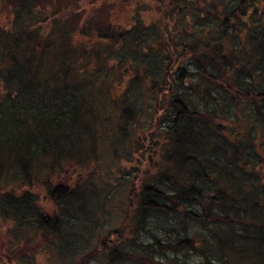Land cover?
<instances>
[{"label": "trees", "instance_id": "trees-1", "mask_svg": "<svg viewBox=\"0 0 264 264\" xmlns=\"http://www.w3.org/2000/svg\"><path fill=\"white\" fill-rule=\"evenodd\" d=\"M155 1L117 24L118 0H0V264H264V0ZM101 155L134 179L67 178Z\"/></svg>", "mask_w": 264, "mask_h": 264}, {"label": "rangeland", "instance_id": "rangeland-1", "mask_svg": "<svg viewBox=\"0 0 264 264\" xmlns=\"http://www.w3.org/2000/svg\"><path fill=\"white\" fill-rule=\"evenodd\" d=\"M46 1L47 0H44V1L40 0V2L42 3H45ZM146 1L147 0H118V2L115 4L117 8L116 9L111 8L112 10L115 11L117 24L132 23V18H134L136 15L138 16V18L146 21L147 23H150L154 20L161 18V14H163V8L161 7V5L155 0L154 2H151L152 1L151 0L150 3H147ZM67 2L68 0H61V4L63 6ZM2 18L4 22H7L8 15L4 14ZM74 40L76 42L79 41L78 43L89 41L87 39H84L80 34H77V35L75 34ZM100 146H102V144L99 143V148ZM133 159H134V156H133ZM136 163H138L137 159L134 162H130L124 159V157H121L119 159H114V158H110V155H107V157L101 155V157L98 159V162H92V164L88 165L86 169H82V168L77 169L75 166L70 168V170H68V173H67L68 174L67 178L73 179L74 182L80 181L81 183H83L85 181L86 182L89 181L90 183L101 184L103 180L102 178L110 182L117 183V180L122 179V177L126 176L127 178L125 179L123 183H126V182L130 183V181L134 179L137 173V171L134 169L136 167ZM37 189L40 190L39 188ZM127 194L128 192L125 190L124 194L119 195V193H117L115 196H118V195L119 196L118 198H115L110 193L109 194L110 198H108V200L110 199L109 203H111L110 205H114L116 207L111 208L109 206L108 207L106 206L105 208L106 211L98 212L100 217H95V215L97 214L95 213L92 221H94L95 223V218H96V220L99 223L100 228L103 227L105 229H109L106 227L107 224L111 226L110 230L120 228L123 225V220L125 218V206L123 205L122 202L126 201L125 196ZM43 195L44 194L42 191V196ZM45 199H46L45 197L43 198V200L40 199V204L43 205L44 204L43 202H46L45 210L52 212L54 210V206ZM108 200H107V203H108ZM126 205H127V201H126ZM92 214H93L92 211L89 209L80 210L75 213V217L81 221L82 220L88 221V219L92 216ZM0 226H1L0 230L1 232H3L4 229L6 228V225L3 226V231L1 229L2 225ZM155 231L156 229H154V232ZM101 232H102L101 233L102 237L100 239L98 238V241L101 239L102 240L104 239L105 241L106 239L105 237L107 236V233L109 232V230H101ZM163 233L164 231L161 229L160 235H163ZM1 240H2V237L0 238V241ZM108 240L110 239H107L105 243L108 244L109 243ZM82 241L85 242L86 239H82ZM98 241H93L92 244L94 245L95 242L97 244ZM15 243H18V241L16 240ZM112 243H116V241L114 240L112 241ZM112 243L110 244L112 245ZM91 248L92 247H90V249ZM199 248L204 249V246L199 245ZM189 253H194V252H189ZM177 256L183 259L185 263H189V264L193 263L194 261H197L198 259L197 254H188L185 252H180ZM104 260L106 259L104 257H101L97 261H95V264H103ZM27 264H61V262L58 259L57 255H55L54 253L50 255L47 252L46 254L41 252V253H35L34 255H32L29 258Z\"/></svg>", "mask_w": 264, "mask_h": 264}]
</instances>
